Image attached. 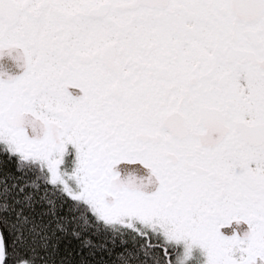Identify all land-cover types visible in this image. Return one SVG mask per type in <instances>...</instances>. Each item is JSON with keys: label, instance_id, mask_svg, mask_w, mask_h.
I'll list each match as a JSON object with an SVG mask.
<instances>
[{"label": "snow or ice", "instance_id": "1", "mask_svg": "<svg viewBox=\"0 0 264 264\" xmlns=\"http://www.w3.org/2000/svg\"><path fill=\"white\" fill-rule=\"evenodd\" d=\"M4 56L0 264H264V0H0Z\"/></svg>", "mask_w": 264, "mask_h": 264}, {"label": "flooded vegetation", "instance_id": "2", "mask_svg": "<svg viewBox=\"0 0 264 264\" xmlns=\"http://www.w3.org/2000/svg\"><path fill=\"white\" fill-rule=\"evenodd\" d=\"M0 65H3V69L10 74H19L23 71V69L18 66L17 62L9 56H4L3 58H0ZM240 227L241 229H244L247 227V225L242 223Z\"/></svg>", "mask_w": 264, "mask_h": 264}]
</instances>
